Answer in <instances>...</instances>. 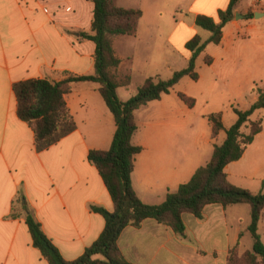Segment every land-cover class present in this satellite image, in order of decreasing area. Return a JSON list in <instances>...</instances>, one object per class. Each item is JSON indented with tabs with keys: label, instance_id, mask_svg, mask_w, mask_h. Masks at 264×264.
<instances>
[{
	"label": "crops",
	"instance_id": "obj_1",
	"mask_svg": "<svg viewBox=\"0 0 264 264\" xmlns=\"http://www.w3.org/2000/svg\"><path fill=\"white\" fill-rule=\"evenodd\" d=\"M230 2L118 0V7L142 12L137 36L120 37L114 43L121 60L118 76L131 78L129 86L117 90L119 99L126 102L135 93L131 88L134 61L143 52L125 53L132 39L133 45H139L143 35L157 37L144 50L156 59L146 62L143 73L146 80H167L187 68L171 66V60L180 53L189 62L186 45L201 35L196 18L219 22V12ZM93 11L89 0H0V264H48L33 245L28 212L17 203L20 195L68 262L79 259L105 229L104 217L93 208L114 211L111 195L88 159L91 151H108L116 132L99 85L80 83L65 96L77 130L42 152L36 149L33 130L17 115L13 90L14 84L32 79L61 82L71 75H92L96 45L80 34H91ZM159 20L176 21L165 31ZM205 51L213 62L206 65V56L202 62L197 60L198 81L185 77L170 94L136 112L139 129L133 144L143 151L136 158L132 184L146 205L164 203L169 193L178 191L211 160L215 145L226 139L224 131L213 138L211 114L199 117L195 108L179 99V93L197 98L182 87L187 79L207 88L209 96L220 84L235 93L242 89L241 95L255 83H264V0H242L234 20L223 29L222 42L216 48L209 44ZM164 70L167 76L162 75ZM223 125L232 126L224 120ZM263 134L257 135L241 160L225 169L233 185L254 194L264 193V148L255 147ZM183 221V235L152 219L137 228L127 227L119 237V250L130 264H228L231 249L238 246L242 256L253 248L249 205L213 204L204 209L202 219L185 214ZM259 234L264 244V215Z\"/></svg>",
	"mask_w": 264,
	"mask_h": 264
},
{
	"label": "trees",
	"instance_id": "obj_2",
	"mask_svg": "<svg viewBox=\"0 0 264 264\" xmlns=\"http://www.w3.org/2000/svg\"><path fill=\"white\" fill-rule=\"evenodd\" d=\"M89 1L94 5L91 34L81 33L80 38L96 45L94 73L88 76L71 75L61 82L47 79L22 81L14 84L13 90L17 100V115L33 130L36 149L42 152L77 130L65 96L73 92L80 83L99 85V93L115 119L116 132L108 151H91L88 159L102 177L113 200L114 211L93 208L94 212L104 217L105 229L79 259L68 262L43 232L41 224L30 212L25 196L20 195L17 203L22 204L23 209L28 212L26 224L34 247L48 264H130L118 247L119 237L127 227L137 228L146 220L152 219L170 227L177 235H183L185 214L202 219L203 211L209 205H249V232L253 238V248L242 256L238 253V246L231 249L228 264H264V244L259 234V223L264 215V193L254 194L236 187L225 172L228 165L242 159L257 135L264 131L262 121L250 120L256 112L264 111V89L258 90V99L248 110L234 109L237 121L229 129L224 128L221 113L208 116L213 126V138L224 131V143L215 145L211 160L199 168L192 179L181 185L178 191L169 193L164 203L155 206L144 204L132 184L136 158L143 151L133 144V138L139 129L136 112L170 94L185 77L198 81L197 60L209 44L219 45L222 42L223 29L234 20L235 10L242 0H231L229 7L219 12V22L206 16H198L197 27L207 31L210 38L203 42L200 36H195L187 43L186 48L191 52L187 68L175 72L167 80L147 79L137 95L126 102L119 99L117 90L122 86H129L131 78L121 80L118 76L121 60L116 55L114 43L120 37L137 36L142 12L120 8L118 0ZM249 17H253V14L250 13ZM212 62V58L206 56L205 64L210 66ZM178 97L189 108L195 107L196 101L193 98L182 93ZM249 124L250 133L244 134L242 129Z\"/></svg>",
	"mask_w": 264,
	"mask_h": 264
},
{
	"label": "rangeland",
	"instance_id": "obj_3",
	"mask_svg": "<svg viewBox=\"0 0 264 264\" xmlns=\"http://www.w3.org/2000/svg\"><path fill=\"white\" fill-rule=\"evenodd\" d=\"M243 6V4H242ZM161 22V27L163 30L168 31L170 29V26L174 24L176 20H159ZM152 28V27H151ZM201 32L200 37L202 39H208L210 37V34L203 30L199 29ZM154 38H151V35H143V41H141V44H134L133 45V39L130 45H127L125 48V53H134L135 51L143 52L139 57H137L134 61V73H133V84H132V90L135 91L133 96H130L131 98L137 95L139 89L143 86L146 77L143 73L144 67L146 62H149L151 60L156 59L155 57H152L150 55H147L144 53V50L146 48H150L154 41L156 40V36H153ZM206 42V41H203ZM165 43V42H164ZM167 44V43H166ZM148 45V46H147ZM211 48H216V45L210 44ZM150 46V47H149ZM185 51H187V48H185ZM206 55H209L207 51H205L199 58L198 62L204 61V58ZM171 66H173L174 63H176V67L183 69V67H187L188 61L185 56L181 55L179 53L178 57H173L171 60ZM131 66V64H130ZM168 71H165L162 73L163 76H167ZM188 83H184L182 86L187 92H194L197 94V98L195 99V112L199 117L214 114V113H221L222 118L224 120V123L227 127H230L232 123H234L235 118L237 117L234 113V109H238L241 111L248 110L251 105H253L257 100L254 101V97L258 99V90L264 89V83L257 82L253 85V88L251 90H244L245 92L240 95V93L243 91L242 89H239L236 93L233 88H226L219 85L218 88L210 90L212 93L211 96L208 95V89L204 86H199L196 83H193L191 80L187 79ZM181 87V89H183ZM255 89L256 92L253 94L251 91ZM240 95V96H239ZM130 98V99H131ZM193 108V109H194ZM251 122L256 121H262L264 126V111L256 112L251 118ZM250 124L242 129V132L244 134L250 133ZM260 138V139H259ZM255 143V147L258 148H264V134L260 136ZM251 240V239H250Z\"/></svg>",
	"mask_w": 264,
	"mask_h": 264
},
{
	"label": "water",
	"instance_id": "obj_4",
	"mask_svg": "<svg viewBox=\"0 0 264 264\" xmlns=\"http://www.w3.org/2000/svg\"><path fill=\"white\" fill-rule=\"evenodd\" d=\"M236 17L238 18V17H239V15H236Z\"/></svg>",
	"mask_w": 264,
	"mask_h": 264
}]
</instances>
